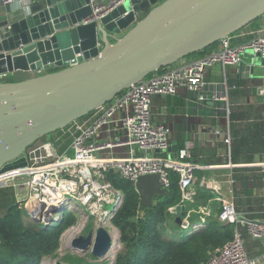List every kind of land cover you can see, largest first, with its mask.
Wrapping results in <instances>:
<instances>
[{"label": "water", "instance_id": "obj_1", "mask_svg": "<svg viewBox=\"0 0 264 264\" xmlns=\"http://www.w3.org/2000/svg\"><path fill=\"white\" fill-rule=\"evenodd\" d=\"M97 1L31 0L17 12L6 5L7 17L0 21V76L15 71L36 75L0 81V169L34 142L95 111L152 72L264 15V0H123L98 20L86 22ZM112 34L118 35L114 41ZM248 54L253 57L250 51L244 56ZM254 57L262 59L256 66H264L263 56ZM253 64L242 60L237 76L256 77ZM169 149L175 151V145ZM23 182L24 177L13 182L18 202ZM135 190L147 208L167 192L158 174L139 176ZM184 214L181 207L175 222L185 225ZM108 223L106 227L112 225ZM106 227L69 238L66 247L101 258L112 245Z\"/></svg>", "mask_w": 264, "mask_h": 264}, {"label": "built area", "instance_id": "obj_2", "mask_svg": "<svg viewBox=\"0 0 264 264\" xmlns=\"http://www.w3.org/2000/svg\"><path fill=\"white\" fill-rule=\"evenodd\" d=\"M122 1L92 3V15L86 22L98 20ZM249 51L253 56L264 57V35L234 45L226 37L208 53L183 58L152 72L93 111L94 118L89 123L83 119L72 122V139L62 151H58L56 139L49 135L28 146L22 155L21 166L0 169V187L13 186L14 180L24 177V182L18 185L20 202L28 218L43 226L60 223L66 210L75 212V223L65 231L72 232L68 238L82 233L91 217L93 228L110 220L112 210L107 211L103 205L110 203L114 207L120 203L122 194L112 187L107 179L108 172H114L134 188L139 176L158 174L160 186L166 190L171 185L170 172H175L181 197L186 200L198 165L188 160L186 149H181L175 157L157 155L168 150L171 129L163 123L153 122L151 98L153 95H174L181 87L199 92L205 83L207 67L239 65ZM73 64L69 61L68 65ZM112 125L121 135L100 138L99 135ZM118 147L129 150L124 156H116L113 149ZM257 165L264 170V162ZM216 218L223 224L245 225L248 236L264 245V220L244 221L229 201L222 202ZM263 260L264 253L256 257L247 254L241 234L235 230L233 239L202 264H262Z\"/></svg>", "mask_w": 264, "mask_h": 264}, {"label": "crops", "instance_id": "obj_3", "mask_svg": "<svg viewBox=\"0 0 264 264\" xmlns=\"http://www.w3.org/2000/svg\"><path fill=\"white\" fill-rule=\"evenodd\" d=\"M30 2L31 0H11L3 3L0 0V21L7 17L6 5H9L12 12H17ZM260 35H264V15L231 34L229 41L234 45ZM115 37L118 35L112 34L111 41ZM254 58L248 54L242 60L254 63L256 77L237 76L238 65L223 67L214 64L206 68L205 83L199 92L181 87L174 95L152 96V120L171 129L169 148L172 144L176 148L175 151L168 148L166 152H158L157 155L175 157L181 149H186L189 153L188 160L198 165L194 170L187 199L180 195L178 200L167 204L169 223H176L174 218L181 211V207H184L182 221H185V225H195L211 213L213 203L222 205L223 201L232 203L236 212L247 220H264V170L257 165L264 162V66H256L262 59ZM34 75L36 73L15 71L2 76L0 81H6V78L23 80ZM94 114L92 112L83 120L89 123ZM114 135L121 134L112 125L99 137L110 138ZM128 150V147H118L113 149V153L124 156ZM19 161L21 164L16 166H21V159L12 163ZM6 189L7 196L17 201L14 187L9 186ZM199 193L206 199L189 207ZM0 210H3L0 214L4 212L3 200H0ZM192 214L196 215L197 220L190 221ZM240 225L241 230L238 232L244 241L247 254L250 257L263 254V243L250 238L246 226Z\"/></svg>", "mask_w": 264, "mask_h": 264}, {"label": "trees", "instance_id": "obj_4", "mask_svg": "<svg viewBox=\"0 0 264 264\" xmlns=\"http://www.w3.org/2000/svg\"><path fill=\"white\" fill-rule=\"evenodd\" d=\"M216 44L185 58L208 53ZM5 80L14 81L10 78ZM69 128L70 125L56 130L54 136L49 134L51 139H56L58 151H62L72 139ZM62 132L64 134L61 135ZM19 164L20 161L4 168ZM107 179L122 194V202L110 218L111 224L120 232V243L123 245L113 264H202L214 251L233 239L235 230H241V223L223 224L217 220L221 205L216 203L212 204L211 213L195 225L169 223L166 206L181 195L175 172H170L171 185L166 194L156 198L148 208L141 205L139 194L130 182L120 179L113 172L107 173ZM6 190V187L0 188V200H3L4 207V212L0 214V264H39L42 258L53 255L59 248L61 234L75 223L77 215L66 210L63 220L56 225L37 224L21 213V202L11 200ZM204 199L199 193L195 203L199 204Z\"/></svg>", "mask_w": 264, "mask_h": 264}, {"label": "rangeland", "instance_id": "obj_5", "mask_svg": "<svg viewBox=\"0 0 264 264\" xmlns=\"http://www.w3.org/2000/svg\"><path fill=\"white\" fill-rule=\"evenodd\" d=\"M51 136H54V134L52 133ZM22 155H20V157H18L17 159H21L23 161ZM17 159H15V160H17ZM194 203L195 202H192L189 205V207L192 206ZM19 205H20V211H21V213L24 214V215H26L22 203H19ZM103 206H104L105 209H107V211H111L112 208H113V204H110V203H105ZM2 211L3 210H0V212H2ZM92 220L93 219L91 217L89 223L84 228V231L82 232V234H85L89 230L93 229L94 226H93V221ZM195 220H197L196 215H193L192 214L191 215V218H190V221H195ZM108 221L109 220L105 221V223H103L102 226H104V227L108 226V224H109ZM106 228H109V227H106ZM116 229L117 228L115 226L114 227H111V232L114 233V234L113 233L110 234L111 235V238H112V245L108 249V251L106 252V254L103 255L101 258H97L96 256L92 255L90 253V251H87L85 253H81V252H78L75 249L67 248L66 247V243L68 242V239H69L68 237H70V235H71L72 232H68V233L65 232V237L62 240H60L59 248L54 252L53 255L46 256V257L42 258V260L39 262V264H56V261H64V262H67L69 264H111V261L116 257V254L123 249L122 243H120V242H117L116 243V239H117V237H119V234L117 233V230ZM116 244L118 246L115 247V249H116L115 250L114 249V246ZM114 250H115V255H114L115 257H112V256H110V253L112 251H114Z\"/></svg>", "mask_w": 264, "mask_h": 264}, {"label": "bare ground", "instance_id": "obj_6", "mask_svg": "<svg viewBox=\"0 0 264 264\" xmlns=\"http://www.w3.org/2000/svg\"><path fill=\"white\" fill-rule=\"evenodd\" d=\"M114 229V228H113ZM108 232H109V234H111V233H113V232H111V228L109 229V230H107ZM114 234V233H113ZM118 245L116 244L115 246H114V249H115V247H117ZM116 250V249H115ZM115 250L114 251H112L111 253H110V256H112V257H114V255H115Z\"/></svg>", "mask_w": 264, "mask_h": 264}]
</instances>
